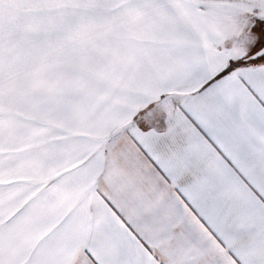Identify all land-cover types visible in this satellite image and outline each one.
Instances as JSON below:
<instances>
[{
	"label": "snow or ice",
	"instance_id": "6c2138e0",
	"mask_svg": "<svg viewBox=\"0 0 264 264\" xmlns=\"http://www.w3.org/2000/svg\"><path fill=\"white\" fill-rule=\"evenodd\" d=\"M0 264H264V0H0Z\"/></svg>",
	"mask_w": 264,
	"mask_h": 264
}]
</instances>
